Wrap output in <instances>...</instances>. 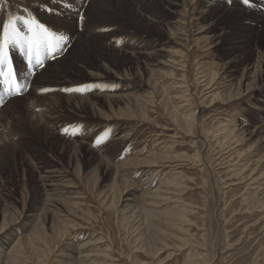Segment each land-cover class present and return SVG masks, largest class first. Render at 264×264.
Returning a JSON list of instances; mask_svg holds the SVG:
<instances>
[{
  "label": "rangeland",
  "instance_id": "obj_1",
  "mask_svg": "<svg viewBox=\"0 0 264 264\" xmlns=\"http://www.w3.org/2000/svg\"><path fill=\"white\" fill-rule=\"evenodd\" d=\"M127 1L0 0L1 33L24 16L63 38L42 66L6 48L23 92L0 84V264H264V147L242 132L245 122L264 125V93L255 91L264 74L239 93L223 66L249 35L237 10L259 0ZM211 24L220 30L212 44ZM16 28L28 31L19 20ZM258 40L264 48V34ZM250 44L235 57L251 62ZM158 48L167 53L142 55ZM69 77L82 92L122 99L76 109L70 94L84 93L56 85ZM32 100L44 104L39 120ZM74 151L79 164L67 161ZM44 177L57 196L41 192Z\"/></svg>",
  "mask_w": 264,
  "mask_h": 264
},
{
  "label": "bare ground",
  "instance_id": "obj_2",
  "mask_svg": "<svg viewBox=\"0 0 264 264\" xmlns=\"http://www.w3.org/2000/svg\"><path fill=\"white\" fill-rule=\"evenodd\" d=\"M105 0H101V2H104ZM122 1V0H121ZM120 0H118V2H121ZM147 1H149V0H147ZM163 1V0H162ZM161 1V2H162ZM165 1H167V0H165ZM171 1V0H170ZM127 2H129V3H136V1L135 0H130V1H127ZM168 2V1H167ZM167 2H165L166 4H168ZM138 3H142L143 4V1L142 2H139V1H137V3L136 4H138ZM147 3V2H146ZM149 3V2H148ZM170 3H173V2H170ZM50 4V3H49ZM160 4V3H159ZM174 4V3H173ZM46 5V4H45ZM146 5V4H145ZM147 5H149V4H147ZM152 5V4H151ZM246 5H248V6H245V7H243V9H241V10H237V13L239 14V15H241L242 17H243V22L246 24V26H247V29L249 30V35H248V38H250V40H251V44H252V48H250V49H247V50H251V51H249L250 53L249 54H252V61L250 62V60H245V59H242L243 57H235V55L237 54V53H239V52H241V51H243V49H241V46L242 45H244L245 44V42H246V39H248V38H245V39H241L240 41H236L235 43H234V45L232 46V49H230L229 48V50H228V52L226 53V55L224 56V59L226 60H224L225 62H224V67H225V74L226 75H229V82L232 84L233 82H236L235 83V85H234V89H235V91L237 90L239 93H240V91H241V89L243 88V83H244V81L246 80V79H248V78H250L253 74H257V73H263L264 74V48L263 47H261L260 45H259V40H258V36H259V34L260 33H262V34H264V0H259L257 3H254V2H249V3H247ZM1 6V5H0ZM37 6H39V5H37ZM171 6V5H170ZM109 7V6H108ZM123 8H124V6H122ZM136 7H139V6H136ZM140 7H143V6H140ZM123 8H121V9H123ZM145 8H147V7H145ZM173 8H174V6H173ZM40 9V8H39ZM48 9V8H47ZM148 9V8H147ZM150 9V8H149ZM167 9V8H166ZM2 10V9H1ZM34 10V9H33ZM110 10H112V9H110ZM171 11V10H170ZM3 12V11H2ZM141 12V11H140ZM139 12V10L136 8L135 10H134V13H135V16L136 17H139V18H141V16H144V15H141L142 14V12H143V10H142V12L140 13ZM146 12V11H145ZM35 14L36 15H38V17L41 19V18H43V16H42V12H39V10H36V12H35ZM83 14V13H82ZM80 15V14H79ZM78 15V16H79ZM154 15H156V14H154ZM85 18L87 17L86 16V14L85 15H83ZM83 16H81L80 15V17H81V20L83 21L85 18L83 17ZM3 17V16H2ZM145 17V16H144ZM155 17V16H154ZM154 17H152V18H154ZM6 18V17H5ZM88 19V18H87ZM147 19H150V18H147ZM151 20V19H150ZM153 20H155V18L153 19ZM245 20V21H244ZM6 21V20H5ZM86 21V20H85ZM202 21V20H201ZM211 21V20H210ZM45 22V21H44ZM84 22V21H83ZM151 22H153L152 20H151ZM151 22H149V21H147L146 20V25L147 26H150L151 24H153V23H151ZM206 22H207V20H206ZM1 23V22H0ZM3 23V22H2ZM40 24V23H39ZM208 25V24H207ZM46 26V25H45ZM201 27V26H200ZM216 27V26H215ZM0 30H1V27H0ZM3 30V29H2ZM204 30V29H203ZM202 30V32L204 33V31ZM206 33L205 34H207L208 36H209V38H208V41L210 42V44H212V43H215V42H217L218 40H217V38L220 36V34H219V31L220 30H218V29H215V28H213L212 27V24L210 25V27H208V28H206ZM50 31V30H49ZM77 32H78V30H77ZM1 33V32H0ZM201 33V32H200ZM81 34V33H80ZM79 33H78V37H80V40H81V42H86L87 40L86 39H84V38H82V35L84 36V34H81L80 35ZM202 34V33H201ZM245 36H247V35H245ZM217 40V41H216ZM76 41H77V39H76ZM78 42V41H77ZM165 42V41H164ZM67 44V43H66ZM250 44V45H251ZM163 45V44H162ZM165 45V44H164ZM232 45V44H231ZM166 46H167V44H166ZM249 47V46H248ZM247 48V47H246ZM165 49V48H164ZM97 50V49H96ZM226 50V51H227ZM128 52V51H127ZM167 52H165L162 48H158V49H155V50H153L151 53H146V54H142V55H144V56H146L147 58H150L151 56H156V54L158 55H161V56H164L165 54H166ZM129 54V53H128ZM225 54V53H224ZM245 55H246V52L244 53ZM131 55V54H130ZM135 55V54H134ZM66 56V55H65ZM239 56V55H238ZM242 56V55H241ZM244 56V55H243ZM247 56H248V52H247ZM251 56V55H250ZM62 57H63V55H62ZM246 57V56H245ZM255 57V59H253ZM68 58V61L70 62L69 64H71V66L73 67V66H75V65H77V64H75V59L73 58V59H69V57H67ZM137 58V57H136ZM143 58V57H142ZM53 59V58H52ZM60 59H62V58H60ZM246 59H249V58H246ZM251 59V58H250ZM50 60V59H49ZM52 61V60H51ZM80 61V60H79ZM148 61V60H147ZM53 62H58V59H56V60H54ZM86 63V62H85ZM137 63H138V61H137ZM49 64V63H48ZM58 64V63H57ZM143 64V63H142ZM145 64H147V62L145 63ZM53 65V64H52ZM80 65V64H79ZM98 65V64H97ZM104 65V64H103ZM103 65H101V63L97 66V68H98V70L99 71H105V72H107L108 70H106V68H105V66H103ZM46 66H49V65H46ZM52 67V66H51ZM77 67H78V65H77ZM83 67V66H82ZM49 68V67H48ZM52 68H54V67H52ZM87 68V67H86ZM38 69V68H37ZM45 69H47V68H45ZM79 69V67L77 68V70ZM44 70V69H43ZM53 70V69H52ZM51 70V71H52ZM54 70H55V68H54ZM89 70V69H88ZM110 71V70H109ZM35 72V71H34ZM41 72H43V71H41ZM71 72V71H70ZM76 72V71H75ZM86 72V71H85ZM92 72V71H91ZM91 72H88V73H85L86 74V77H87V80H96L97 78L99 79V77L98 76H96L95 74H93V73H91ZM44 73V72H43ZM46 73V72H45ZM80 73V72H79ZM110 73H111V71H110ZM31 74V73H30ZM71 74V73H70ZM78 74V73H77ZM46 76V75H45ZM44 76V77H45ZM50 76V75H49ZM77 76V75H76ZM75 75H74V77H76ZM48 77V76H47ZM51 77H53V76H51ZM79 77V76H78ZM39 78V77H38ZM82 78V77H81ZM239 78V79H238ZM53 79V78H52ZM66 79V78H65ZM69 79H71L70 77H69ZM47 80V79H46ZM50 80V79H49ZM61 80V79H60ZM67 80V79H66ZM80 80V79H79ZM86 80V79H85ZM51 81V80H50ZM57 81H59V80H57ZM77 78H72L71 79V81H65V80H62V81H59L58 83H56V85H61V86H64L65 85V89H62V87H61V91L62 90H66V89H76L78 86H77ZM54 82V81H53ZM73 82V83H72ZM74 82H76V83H74ZM34 83H36V81L34 82ZM85 83V82H84ZM31 84V83H30ZM53 84V83H52ZM67 84L69 85V86H67ZM74 84V85H73ZM81 84V83H80ZM82 84H83V82H82ZM29 85V84H28ZM35 85H37V84H35ZM79 85V84H78ZM30 86V85H29ZM29 86L28 87H26L27 88V90L28 89H30L29 88ZM38 86V85H37ZM36 86V87H37ZM46 86H47V84H46ZM33 87H35V86H33ZM36 87H35V89L34 90H36ZM261 87V89H255V91L256 90H259V91H263V93H264V85L262 86H260ZM26 88H25V91H26ZM57 88V87H56ZM64 88V87H63ZM31 89H33V88H31ZM247 89V88H246ZM246 89H245V91H246ZM30 91V90H29ZM59 91V90H58ZM58 91H56V92H58ZM85 91V90H84ZM231 91V90H230ZM34 92V91H33ZM40 92V91H39ZM67 92V91H66ZM82 92V91H81ZM30 93V92H29ZM28 93V94H29ZM70 93H76V91H71ZM79 93V92H78ZM82 93H84V94H82V95H79V94H75V95H73V94H70L69 96V100L71 101V103H74V105H75V107H76V109L78 108H80V109H83L85 106H90V109H93V106H97V105H101V106H103V105H107V107H109L110 106V104H112V105H117L120 101H121V97L119 96V95H105V94H103V93H101L100 92V94H88V91H85V92H82ZM30 95V94H29ZM59 95H61L60 94V92H59ZM63 95V94H62ZM40 96V95H39ZM56 96H58V95H56ZM65 96V95H64ZM64 96H62V98L64 97ZM67 96V95H66ZM65 96V97H66ZM30 97V96H29ZM61 98V97H60ZM56 99H59V98H56ZM65 99V98H64ZM68 100V99H67ZM11 101V100H10ZM70 101H68V102H70ZM72 101H74V102H72ZM67 102V103H68ZM32 107L31 108H29V109H31V110H29L30 111V113H31V115H34L35 114V116H34V118H36V119H38L39 117L36 115V114H40L41 113V111H38L37 112V110H39V109H42V106L41 105H44V104H41V103H38V101H34V100H32ZM55 105V103L52 105V106H54ZM68 105V104H67ZM111 107V106H110ZM113 107V106H112ZM89 109V108H88ZM87 109V110H88ZM57 109H55V111H56ZM86 110V109H85ZM95 110V109H94ZM50 111V110H49ZM97 111V110H96ZM28 112V111H27ZM35 112H37V113H35ZM59 112V111H58ZM81 112V111H80ZM91 112V111H90ZM98 112V111H97ZM50 113V112H49ZM2 114V113H1ZM9 115V114H8ZM44 115V114H43ZM91 116L93 117V118H95V117H97L96 119H98V116H99V114L98 115H96V113H91ZM1 117V116H0ZM2 118V117H1ZM5 118V117H4ZM10 118V117H9ZM32 117H30V119H31ZM53 118V117H52ZM30 119H28V120H30ZM36 119H34V120H36ZM47 119L48 120H50L51 119V116H49V115H47ZM47 119H45L44 118V120L43 121H45V120H47ZM1 120V119H0ZM3 120V119H2ZM7 120V119H6ZM39 120V119H38ZM37 120V121H38ZM55 120V119H54ZM98 121V120H97ZM6 122V121H5ZM40 122V121H39ZM60 122V121H59ZM42 123V122H41ZM46 123V122H45ZM45 123H44V125H45ZM1 124V123H0ZM7 124V123H6ZM40 124V123H39ZM43 124V123H42ZM3 126V125H2ZM4 127V126H3ZM6 128V127H5ZM52 128V127H51ZM243 130H242V132L245 134V135H247V137L249 138V140H255V142L256 143H258L260 146L262 145L263 147H264V125H257V126H251L249 123H244V125H243V128H242ZM3 131V130H2ZM5 132V131H4ZM57 132V131H56ZM7 133V132H6ZM5 133V134H6ZM50 135H52V137H53V134H52V132H48L47 134H46V138H49V136ZM3 136V135H2ZM57 136V135H56ZM84 138V137H83ZM116 141H120V140H116ZM19 142V141H18ZM17 142V143H18ZM73 142V141H72ZM108 142H110V141H108ZM115 142V141H114ZM121 142V141H120ZM15 143V142H14ZM112 143V142H111ZM116 143H118V142H116ZM13 144V143H12ZM18 144H20V143H18ZM64 144V143H63ZM66 144V143H65ZM82 144H86V143H82ZM80 145L79 147L78 146H76V147H78V148H80V149H83V146L84 145ZM68 145V144H67ZM66 145V146H67ZM111 145V144H110ZM18 146V145H17ZM17 146H16V148H17ZM106 146L108 147V143L106 144ZM114 146H117V145H114ZM119 146V145H118ZM65 147V146H64ZM101 147V146H100ZM19 148V147H18ZM86 148V147H85ZM73 149V148H72ZM76 149V148H75ZM103 149H104V147H103ZM111 149V148H110ZM86 150V149H85ZM91 151V153H92V147L90 146V147H88L87 148V150L86 151ZM112 150V149H111ZM77 151V150H76ZM76 151H74V153L73 154H75L76 153ZM94 151V150H93ZM69 152H70V150H69ZM85 152V151H84ZM105 152V151H104ZM85 153H87V152H85ZM71 155H72V152L70 153ZM96 154V153H95ZM80 155V154H79ZM107 155V154H106ZM77 156H78V153H77ZM69 157V156H68ZM81 157V156H80ZM79 157V158H80ZM91 157V156H90ZM92 157L94 158L95 156H93V154H92ZM263 157V156H262ZM92 158V159H93ZM97 158V157H96ZM108 158V157H107ZM81 159V158H80ZM99 159V158H98ZM97 159V160H98ZM101 159H103V158H101ZM106 159V158H105ZM69 160V163H76L77 162V157H76V154L75 155H73L72 157H70L69 159L67 158V161ZM95 160V159H94ZM87 161V160H86ZM102 161V160H101ZM100 161V162H101ZM104 161V160H103ZM107 161V160H106ZM83 162V161H82ZM95 162V161H94ZM78 164H79V161L77 162ZM87 163V162H86ZM90 163V162H89ZM88 163V164H89ZM82 164V163H81ZM83 164H85V162L83 163ZM90 164H92V163H90ZM103 164V163H102ZM100 165V164H99ZM86 166V165H85ZM88 166V165H87ZM101 166V165H100ZM110 165H109V163L107 164V163H105L103 166H101V168L103 169V173H107L108 171H109V169H110V167H109ZM40 169V168H39ZM41 169H43V168H41ZM40 169V170H41ZM51 169V168H50ZM50 169H49V171H50ZM44 171V170H43ZM100 171H102V170H100ZM41 172V171H40ZM46 173H48L47 171H46ZM35 175V174H34ZM42 175V174H41ZM37 176V175H36ZM35 176V177H36ZM37 179H38V177H36ZM45 178L46 177H44V180H41V182L40 183H42L43 181L45 182V181H47V180H45ZM41 179H42V177H41ZM49 179H51V180H49V181H52L53 180V182H54V178H49ZM40 181V180H39ZM38 182V181H37ZM36 182V183H37ZM53 182H51L50 184L49 183H46V184H48V185H45L42 189L40 188V190H41V192L42 191H44L45 190V188L47 187V190L45 191V192H52V193H50V195H55L56 193H59V192H56V191H58L59 190V188H58V184H54ZM39 183V182H38ZM42 184H40L39 185V187H42L41 186ZM35 186H36V184H35ZM33 187V186H32ZM38 187V188H39ZM34 188V187H33ZM39 190V189H38ZM40 192V191H39ZM44 193V192H43ZM37 194H38V192H37ZM45 195L47 196V194L45 193ZM55 196H57V195H55ZM50 199V198H49ZM48 199V200H49ZM55 199H56V197H55ZM51 201H52V204H56V201L55 200H53V199H50ZM51 206V205H50ZM46 207V206H45ZM51 213V212H50ZM41 214V213H40ZM51 215V214H50ZM46 217V216H45ZM44 217V218H45Z\"/></svg>",
  "mask_w": 264,
  "mask_h": 264
},
{
  "label": "snow or ice",
  "instance_id": "obj_3",
  "mask_svg": "<svg viewBox=\"0 0 264 264\" xmlns=\"http://www.w3.org/2000/svg\"><path fill=\"white\" fill-rule=\"evenodd\" d=\"M17 20L27 27V33H21L16 28ZM62 39V37H55L53 33L34 19L24 16L13 17L4 23L3 31L0 33V84L6 83L7 91L11 95H20L23 92V86L16 82L14 66L6 53L9 44H15L23 51L28 67H31L33 63L42 66L43 55L45 53L55 55ZM65 91L81 92L82 89H66Z\"/></svg>",
  "mask_w": 264,
  "mask_h": 264
}]
</instances>
